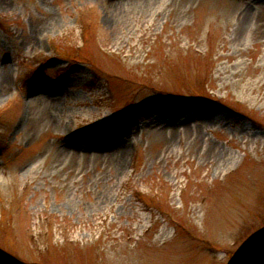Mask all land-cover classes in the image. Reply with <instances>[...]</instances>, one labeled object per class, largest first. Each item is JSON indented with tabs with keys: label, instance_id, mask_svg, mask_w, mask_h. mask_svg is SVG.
<instances>
[{
	"label": "rangeland",
	"instance_id": "1",
	"mask_svg": "<svg viewBox=\"0 0 264 264\" xmlns=\"http://www.w3.org/2000/svg\"><path fill=\"white\" fill-rule=\"evenodd\" d=\"M0 264H264V0H0Z\"/></svg>",
	"mask_w": 264,
	"mask_h": 264
}]
</instances>
